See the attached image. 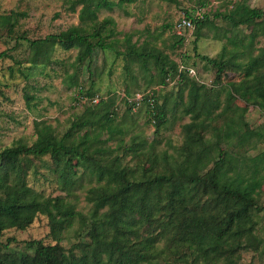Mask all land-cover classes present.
I'll return each mask as SVG.
<instances>
[{
    "label": "trees",
    "instance_id": "1",
    "mask_svg": "<svg viewBox=\"0 0 264 264\" xmlns=\"http://www.w3.org/2000/svg\"><path fill=\"white\" fill-rule=\"evenodd\" d=\"M121 1L125 0L117 3ZM209 1L192 0L190 11L183 10L191 20L193 44L204 29L224 43L212 58L196 52L193 45L194 56L211 66L213 83H220L226 71L241 74L238 82L225 84L224 105L217 112L223 117L220 125L211 126L212 137L205 136L218 107L210 97L211 88L158 48L134 47L129 33L118 38L111 17L98 19L101 10L111 8V0H65L71 11L79 6L77 24L34 39L17 37L27 42L30 65H46L56 48H75L74 62L88 65L96 50L109 49L124 55V69L133 80L127 63L135 62L146 74L145 88L135 100V92L129 93L125 86L120 101L127 112L143 108L153 130L148 143L134 136L129 143L116 139L117 150L136 158L137 163L129 166L122 155L112 154L113 149L104 145L122 132L114 124V95L102 98L91 85L85 89L79 85L77 99L85 101L86 107L59 136L51 125L35 120L29 144L16 140L1 147L0 235L10 228L23 230L40 214L47 220L53 242L22 240L19 249L17 243L10 246L14 238L7 237L0 240V264H133L147 257L153 264H237L240 250H257L254 216L260 209L257 195L264 179L260 172L264 157L246 160L229 146L241 147L260 137L243 115L246 104L264 113V46L254 45L255 39L264 36V9L250 7L246 0H224L223 11L208 14L203 7ZM201 9L196 17L194 13ZM214 19L224 26L216 25ZM17 22L14 11L0 14V24L7 31L12 32ZM242 26L249 30L242 32ZM172 30L173 44L180 45L184 30L179 34L173 26ZM167 81L177 87L172 105L165 97L160 100L158 87L146 88ZM235 94L245 100L243 106L232 104ZM24 98L29 97L24 94ZM176 106L189 118L181 125V142L172 152L157 154L149 148L170 108ZM44 158L47 163L42 168L51 170L52 180L65 195L76 194L84 180L93 182L82 188L88 204L84 213L65 196H44L28 184L26 175L39 173L35 161ZM74 224L78 239L64 247L58 242L60 236Z\"/></svg>",
    "mask_w": 264,
    "mask_h": 264
},
{
    "label": "rangeland",
    "instance_id": "2",
    "mask_svg": "<svg viewBox=\"0 0 264 264\" xmlns=\"http://www.w3.org/2000/svg\"><path fill=\"white\" fill-rule=\"evenodd\" d=\"M111 1V8L101 10L98 19L111 17L115 22L118 38L129 33L134 47L158 48L178 64L192 68L193 77L206 88H211L210 97L217 101L218 107L213 112L214 117L209 120L205 136L212 137L211 126L220 125L223 117L218 116L217 112L224 105L225 84L229 81L238 82L241 74L226 71L220 83H213V69L204 60L194 56L192 46L195 45V50L199 54L212 58L220 52L224 40L213 39L211 31L204 29V35L193 44L192 29L183 31V41L180 45L173 44L175 35L172 26L183 14V10L190 11L192 0H125L120 3H117V0ZM246 2L250 7L264 9V0H246ZM226 3L224 0H210L203 10L208 14L223 11ZM78 7L75 6L73 11L69 10L65 0H0V14L10 11L18 13V22L12 32L7 31L6 26L0 24V148L11 145L16 140L29 144L34 138L32 124L35 120L51 125L54 134L59 136L86 107L85 101L77 99V87L81 85L85 89L91 85V89L102 98L114 95L116 113L114 124L122 131L115 138L107 140L104 145L113 149L112 154L122 155L121 158L129 166H134L137 163L136 158L123 154L115 145L117 138H121L123 143H129L131 136L137 140L144 138L147 143L152 138L153 127L147 121L148 117L144 109L127 112L120 101L125 86L129 93L145 88L147 77L138 65L135 62L127 63L134 77L131 80L124 69L126 61L123 54L115 55L113 50L109 49L96 50L88 65L86 63L78 65L74 62L75 48L68 50L56 48L46 65H30L26 61L29 54L27 42L25 39L17 38L23 35L34 39L77 24ZM214 22L216 25L224 26L218 19H214ZM247 29L249 30V27H240L244 33L248 31ZM255 40V46H264V36ZM117 47L120 50L124 49L120 44H117ZM148 67L151 68L150 61ZM150 73L154 74L152 68ZM146 88L157 89L160 100L165 97L170 105L173 104L177 89L173 81L163 86L151 84ZM24 94H27L28 100H25ZM244 103L245 100L235 94L232 104L243 106ZM246 106L243 119L250 129L260 133V137L252 138L241 147L232 145L229 147L246 160L253 156L263 158L264 113L251 104ZM174 108H170L172 112H168L166 123L155 134V142L149 148L157 154L161 150L172 152L181 142V125L189 118L181 115L180 106ZM104 137L105 133L101 138ZM35 163L38 165L39 173L26 175V180L32 188L48 197L65 196L74 204L76 210L83 213L87 210L88 204L83 197L82 188L93 184L92 181L84 180L82 186L75 189L76 194L65 195L66 193L58 189L52 180L53 175L49 173L51 170L42 168L41 165L47 163L46 159L37 160ZM49 166L54 167L53 164ZM261 168L260 172L264 173V159ZM42 173L44 176H41ZM257 205L260 209L254 216L256 220L254 235L259 242L258 248L240 250L237 264H264V179L259 187ZM75 226L76 224L64 230L60 236L58 242L64 247H68L78 239L74 232ZM48 231L45 216L39 214L23 230L10 228L3 231L0 240L5 241L7 237L14 238L10 246L14 247L17 243L19 249L23 247L22 240L27 239H41L45 243H52ZM133 264H153V261L149 257L138 258ZM169 264H178V262L169 261Z\"/></svg>",
    "mask_w": 264,
    "mask_h": 264
},
{
    "label": "built area",
    "instance_id": "3",
    "mask_svg": "<svg viewBox=\"0 0 264 264\" xmlns=\"http://www.w3.org/2000/svg\"><path fill=\"white\" fill-rule=\"evenodd\" d=\"M200 11L201 10H198L196 11L194 14L196 17H199L200 16ZM191 20L190 18L184 16V14H182L177 20L176 22L174 23L173 27H174V31L179 34L181 33L183 30H190L191 29ZM188 73L189 74H192L193 73V70L190 68L188 69ZM140 97V94L138 93V91L135 92L134 94V99L135 100H138ZM92 101H96V98L92 99Z\"/></svg>",
    "mask_w": 264,
    "mask_h": 264
}]
</instances>
